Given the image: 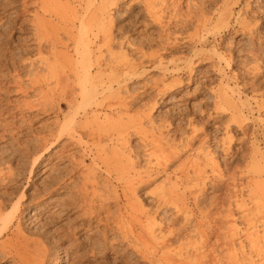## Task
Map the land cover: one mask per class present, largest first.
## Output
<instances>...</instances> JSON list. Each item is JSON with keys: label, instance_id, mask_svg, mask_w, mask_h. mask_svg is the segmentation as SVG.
Returning a JSON list of instances; mask_svg holds the SVG:
<instances>
[{"label": "bare ground", "instance_id": "bare-ground-1", "mask_svg": "<svg viewBox=\"0 0 264 264\" xmlns=\"http://www.w3.org/2000/svg\"><path fill=\"white\" fill-rule=\"evenodd\" d=\"M110 1L79 0L77 5L63 6L61 5V0H19L17 7H14V11L11 12L13 16L8 17L9 19L7 20L0 19V92L4 96H8L12 92L8 88L12 85L16 86V89H19L21 94L23 91L26 94L29 91H37V95L42 99L40 105H43L44 109L39 105L35 107L41 108L44 113L52 112L55 114L57 121V123L56 121L53 122V124H56V131L48 123L45 134H43L44 132H42L43 135L37 134L39 135L38 143L40 145L34 146L37 149L28 144L26 146V143L24 147L22 146V149L19 147L21 155L23 154L25 157L29 154L34 155L29 165L28 176L33 177L40 164L39 159L43 154L48 155L52 146H55L56 143L60 144L65 138L68 140L66 145L62 143L63 146L58 151L56 150L59 160L55 163L50 162L52 164L46 169L49 175L46 176L44 186L41 189L36 188L26 195L24 191H19L21 185L17 184L18 178L16 175H13L15 177L12 176L14 170L8 164H6V167H10L13 173L9 169V172L4 171L6 177H8L5 178L4 174H1L3 171L0 172V260L7 261V259H11L12 264H62L67 259L68 263L71 258V252L67 249L69 245L68 247L60 248H58V245L70 239L74 240L73 236L80 228L85 226L91 229L92 227L99 228L101 224L103 229L104 227L108 229V226H113L115 231H118L122 242L126 240L134 252H137V255L140 253V257L146 258L144 260L150 259L152 262H154L155 256L160 255L159 249L166 248V246L170 247L173 244V239L180 237L179 233L178 235L173 232L176 236L172 240L166 237L161 238V240L158 239V229L156 232L152 226L153 224L155 225V221L153 224L151 223L152 225H146L148 226L146 232V227L145 229L142 228L145 234H143L142 230L139 231L140 227H143L141 226L143 223H141L140 215L144 212L140 211L142 214L138 212L139 206L136 205L137 198H135V194H137L136 191L144 183V177L149 178L153 172L158 173L160 169L166 171L169 163L180 160L182 158L181 155H183L181 153L184 152L185 148L191 147L189 145L193 139L195 140L197 137L201 139L202 144H208L210 137L204 136L203 132L202 134H191V140L187 138L188 141L184 142L185 145H182L181 149H179L181 145L177 147V144H160V142L159 146H152V143L147 140V131H145L144 127L145 123L151 124L150 112L156 105L157 97L155 96L161 94L162 90L167 89L164 82L165 79L161 80L162 84L154 82V85L141 90H130L128 83L136 79L135 77H138V74L140 75L142 71L148 68H160L163 77L168 73L173 79L172 83L176 81V84L177 82L181 83L182 74L187 73L188 80L194 79L192 78L194 77V70L200 62L212 60L213 65H218V67L231 65L234 53L232 55L230 48V51L227 52V49H225L226 51L223 50L220 44L214 43L215 35L219 34L220 28L224 31L239 28L241 32L246 33L250 40L253 41L255 38L253 37V30H255L253 25L257 22L256 19L262 11L260 9L264 7L259 9L256 6V8L253 4L257 0H231L229 2H227L228 0H201V3H194L193 0H159V2L157 0H142L148 10L147 14L153 21L157 22L158 25H155L160 27L161 32L166 37L165 43L162 42L164 44L161 52L156 47L154 50L147 52V50L144 51L142 41L131 40L124 33L126 28L124 30L123 28L125 25L116 29L115 22H113L114 19L112 20L113 17L110 16V11L112 5L117 6V0H114L115 2L112 1L113 3ZM14 2L17 1L9 0L7 4L9 6L14 5ZM94 2H99V5L96 4L95 9L93 7L94 10L90 9L92 10L90 11L89 7ZM218 2H220L219 5ZM7 4L0 5V8L6 10L5 6ZM157 4L158 7L160 5L159 10L149 11L150 9L148 8H151L150 6L155 7ZM215 4H217V7L214 6ZM4 16L6 15L4 14ZM189 25H191L193 33L186 35V38L192 43L191 56L187 60L172 58L170 61H166L163 53L168 51L172 44L175 45L172 40L173 37L171 39L173 42L170 41L173 32L171 28L174 29L177 26L184 28ZM114 31H117V33L115 34ZM175 31L174 33H176ZM12 33H17L18 36H11ZM174 38L177 39L176 36ZM261 38L258 37L257 41L255 40L256 42H254L255 44L251 46V59L253 58L257 62L264 56V39ZM209 45L212 47V51L204 52L203 49ZM255 67L252 69L257 70ZM222 70L220 68V71ZM170 71H173V73ZM23 74H25L24 77H22ZM232 74H230L231 77L235 76ZM256 75L254 76L256 77ZM221 77L224 79L223 81L221 80V84L219 83L220 86L215 91H212V108L210 110L200 108L199 113L201 115L207 114L210 117L211 115H220L228 112L232 119L230 121L237 123L241 129L240 131L243 130L244 135H246L250 126L249 122H247V115H252L253 111L258 115L261 106L264 105L261 101L264 95L259 93L260 91L258 92L259 86H256L254 78L251 79V82L244 81L240 88L234 89L229 86V81L233 79L235 85H237V75L232 79L230 78L231 80H229L228 76ZM167 85L169 86V84ZM1 86L4 90L1 89ZM246 89H250L253 93L251 100L253 102L255 100L254 103L257 106H255V109L247 107L245 101L247 102L248 99L241 96V92ZM19 90L17 92H20ZM138 104L140 107H138ZM8 105L9 103H6V107L3 104L5 108L0 107V140H4L5 136H7L13 140L12 142H18L19 139L27 135L22 132L30 127L24 125L25 123L30 125V121L27 123L28 119H24V116L21 118L17 117V110L21 111V107L20 109H13L16 110L15 113V111H7L9 110ZM28 105L26 108L34 106L32 103L31 106L29 103ZM135 106L141 109L136 110V116L135 113L130 115ZM63 107L68 109L69 112H66L67 114H64ZM6 116L11 117V120L8 117L9 121L5 122ZM20 119H24L25 123L23 121L24 124H17ZM134 135H139L140 140L145 143H143V156L146 157L148 163L145 171L144 169L142 171L139 167L142 155L130 144L131 137ZM223 136L224 142H222V145L230 146L232 136L229 131L225 132ZM71 147L80 148V153L82 154H79V157L71 152L68 154L67 151L72 149ZM253 157L255 156L253 155ZM50 158L48 156L47 161H50ZM65 161H68V165L62 166ZM257 161L255 162L258 163ZM46 164L48 165V163ZM216 165L217 163L215 162L212 164L213 170L217 168ZM16 167L18 168V166ZM182 168L175 169L173 174H177V170L181 175H185L187 172H184L185 169L182 170ZM203 171V167L201 168L199 165L193 168L194 178L197 181L200 179L199 182L205 179V176L202 179V174H205ZM245 173L250 174L252 180L256 177V180L248 186L252 206L245 210L242 209L240 214L241 219L246 223L247 233L244 238L249 245V250L253 253L252 258L250 257V263L264 264V166H252L251 170L245 171ZM175 177L178 178V176ZM217 178L218 176L216 180ZM172 181H168L170 185ZM203 182L202 186L199 185V189L193 195L197 203L205 199L204 187L206 186H204ZM174 184L172 183V188H169L170 185H168L169 187H166L168 188L167 190L163 187L158 200L159 202L168 203V205L172 203V206L177 208L176 200L180 196L177 195L179 191H176V188L178 189L179 186L176 184L174 186ZM182 200L181 203L184 202ZM114 203L119 205L118 208L116 204L118 214L115 217L112 214L113 210L111 211ZM137 203H139L138 200ZM31 205L36 206L32 215L52 210L49 212V218L51 217V219L44 224V226H49V232L43 226V230L38 227L33 228L34 225L32 226L33 230L30 227L26 228L23 213L27 206ZM164 206L166 205L164 204ZM180 206H178V211H182ZM136 211L138 214H136ZM227 212L228 215L225 217L233 215L230 208ZM142 217L144 218V216ZM127 222L129 224L128 227L125 226ZM133 222H137V228L134 227L135 224ZM146 222L148 221L146 220ZM93 224L95 225L92 226ZM49 228H52V230L50 231ZM27 229L32 231H27ZM124 229L125 231H122ZM210 229L214 231H211L212 233L216 234L214 228L211 227ZM230 230L232 231L231 233L229 232L230 239L227 241L223 237L227 241L224 245H230L232 246L231 249L236 251L234 248L235 239H232V234L236 233L235 226H232ZM107 231L101 233L105 246L107 245ZM160 235L162 236V234ZM75 236H77L75 239L78 240V235ZM50 237L52 239H49ZM208 237L210 238V235ZM215 237L216 241H218L220 236ZM157 239L161 242L159 246ZM81 243L80 240L75 247L82 245ZM238 245H240L239 248L244 246L241 240H238ZM127 249L130 248L128 247ZM60 252H64V255H60ZM201 252L195 254L196 257L200 256L199 260L203 262L194 257L198 264H218V256L215 257V254ZM161 254L164 255V253ZM155 262L152 264H155ZM228 262L230 261L228 260ZM185 264L189 263L185 262Z\"/></svg>", "mask_w": 264, "mask_h": 264}, {"label": "rangeland", "instance_id": "rangeland-1", "mask_svg": "<svg viewBox=\"0 0 264 264\" xmlns=\"http://www.w3.org/2000/svg\"><path fill=\"white\" fill-rule=\"evenodd\" d=\"M8 1L9 0H0V5L7 4ZM16 1L17 2H14V5L12 4L9 6L7 4V6H5L7 8L6 10L0 8V19L7 20L11 16H13L11 15V12L14 11V7H17V3L19 2V0H16ZM77 1L79 0H61L62 2L61 5L63 6L77 5L78 3ZM112 1L115 2L114 0H111L110 2ZM131 1L132 0H127V1L117 0V6L115 7V5H112L110 16L113 17L112 20L114 19L113 22H115L114 25L116 29H118L119 26L123 27L125 25L123 28V30L126 28L124 30V33H126L129 39L131 40L133 39L135 41H140V42L142 41V44H144V51L147 50V52H150L154 50L156 47V49L161 52L162 46L166 41L165 34L161 32V29L159 26L155 25L157 24V22L153 21L152 18H150V16L147 14L148 10L144 6V3L142 0H137V1L135 0L132 2ZM138 1H141V2H138ZM193 1L194 3H197V2L201 3V0H196V1L193 0ZM223 1H226V0H223ZM229 1L231 0H228L227 2ZM157 2H159V0H157ZM220 2H218V5ZM96 4L99 5V2H94V4H92L89 7V10L93 9V7L95 9ZM127 4H129L130 6ZM255 4L253 5L255 7L256 6L259 7L260 9L264 7V0H259V1L257 0ZM216 5L217 4H215L214 6L217 7ZM8 6H9V9H8ZM150 7L151 8H148L150 9L149 11L154 12V11L159 10L160 5L159 7H158V4L155 7L153 6L154 8L152 6ZM30 10H32V8H30ZM260 11L261 13H259V16L256 19L257 22L254 24L255 26L253 25V29H255L253 30V33H254L253 37H255L253 41L250 40L249 36L246 33H244L243 31L241 32V29L239 28H234V29H231L230 31H224L220 28L218 32L219 34L215 35L214 43L220 44L223 50L227 49V52L231 50L232 55L234 53L233 60L231 61L232 63L231 65L227 66L228 68L225 67L224 65H221V67L220 66L218 67V65L215 66L213 65L212 60H206L207 62L205 61L200 62L196 66L194 70L195 71L194 77H192L194 79L188 80L187 73L184 75L182 74L181 83L179 82L180 83L179 84L177 82L178 84L177 83L175 84L176 81L172 83L173 79L170 75H168V73L165 75V77H163V73L160 70V68L156 69V67H154V68H151V69L148 68L145 71H142L140 75L138 74V77H135L136 79H133L128 83V88L130 90H137V89L141 90V89H147L148 86L154 85V82L156 84H162L161 80L165 79L164 82L166 84L167 89L164 88L165 90H162L161 94H158L157 96H155L157 97L156 98L157 101H156V105L154 106V109L151 110L152 113L150 112L151 124L145 123L146 124L145 127L143 126L146 129L145 131H147L146 132L147 133L146 135L148 136L147 140H149L152 143L151 144L152 146H159V142H160V144L162 143L175 144V145L177 144V147L181 145L179 147V149H181V147H183L182 145H185L187 138L188 140H191V134L192 135L200 134V133L202 134L203 132L204 136L207 135L208 137H210L208 144H202L201 139H198L197 137L195 138V140L193 139L189 145L191 147L187 146L188 148L187 149L185 148L184 152L181 153L183 154L181 155L182 160L180 159V160L172 161L173 163L172 162L169 163L166 168V171H163L162 169H160L159 171L162 170L161 172L159 171L158 173L153 172L149 176V178L144 177V180H143L144 183H142V185L136 191L137 194H135L136 195L135 198H137L136 205L139 206L138 212L141 213L143 211L144 213L143 212L142 213L146 215L145 216L142 213H141L142 215L139 214L142 219L141 223H143L141 224V226L143 227H140L139 231L141 230L143 231V229H145L146 227L145 229V232H146L147 227H148L146 225L147 224L149 225L151 223L153 224L155 221V225L154 224L153 225L151 224V225L153 226L156 232L158 229V232H157V234H159L158 239L161 240V238L166 237L168 239L171 238L172 240L173 238H175L176 234L178 233L180 234V235L178 234L180 237H178L177 239L176 238L173 239L172 241L173 244L170 247L166 246V248L159 249L160 255L155 256L154 262L155 260L157 262V263L155 262V264H171V263L172 264H185V262L189 264H198L195 258L198 260L200 259L199 258L200 256L196 257V254L202 253L201 251H203L204 253L215 254V257L218 256L219 257L218 264H220V262L221 264H252V262L250 263V261L253 256V253H251V251L249 250L250 249L249 245L248 243H246V240L244 238L246 236L245 234L247 233L246 223L243 221V219H241L240 214L242 212L241 211L242 209L245 210V209H248L249 207L251 208L252 206V200H251V196L249 195L250 191H249L248 186L256 180L255 179L256 177L252 180L251 175L248 173H245V171L248 172V170H251L252 166H255V167L264 166V113H262L264 111L261 112V110L264 109L262 108V106L264 105L261 106V110L260 112H258V115L255 111H253L252 115L251 114L247 115L248 117L247 122H249L250 126L247 129L246 135H244L243 130L240 131L241 129L238 127L237 123H235L234 121L233 122L230 121L232 119L230 118V115L228 114V112H224L223 114H220V115H211L209 117L207 114L201 115L199 113V109L203 108V109L210 110L212 108V104H213L212 103L213 102V92L212 91H215L220 86L221 82L224 79L221 76L223 77L228 76L229 80H231L233 77H236L237 75L238 76L237 85H235L233 79L229 81V86H231L234 89H237L238 87L240 88L242 83H244V81L251 82V79L254 78V81H256L255 82L256 86L257 87L259 86V90L257 88L258 92L260 91L259 93H262V95H264V62H262L264 61V56H262V59L259 62L253 60V58L251 59V56H252L251 46L255 44L254 42L257 41L258 37L259 38L264 37V15H262L264 14V8L260 9ZM4 14L6 16H4ZM177 27L174 28L175 30L178 29L177 31L171 28L173 30V32L171 31L173 35L171 34L170 41L173 40L175 45L172 44L170 46L171 50L168 49V51H165L163 53V57L164 59L166 58L165 59L166 61H170L172 58H181L182 60L183 59L187 60L188 57L191 56L192 43L188 40V38H186L187 37L186 35L193 33L192 27L191 25H189L188 27L185 26L184 27L185 29L180 28L179 26ZM174 31L176 33H174ZM114 32L115 34L117 33V31H114ZM174 34H176L175 36L177 39L174 38L175 37ZM11 36L15 37V36H18V34L12 33ZM160 39H162L163 41ZM261 39H264V38H261ZM211 46L209 45L205 47L204 48L205 50L203 49V51L204 52L212 51ZM254 61L257 65L254 63ZM253 67L257 68V70L255 69L256 70L255 71L254 69H252ZM220 68L221 70L222 69L223 70L220 71ZM170 72L173 73V71H170ZM231 72L235 76L231 77L230 75L232 74ZM253 74L254 75L257 74L256 77ZM24 76L25 74L22 75V77ZM167 84H169V86ZM16 88L17 87L14 85L10 86L8 89H10L9 91H12V92H10L8 96H4V94L0 92L1 93L0 103L2 100L0 107L2 108L3 104L6 107V103H9L8 105L9 110L7 111L9 112L15 111V113H16V110H13V109H17V108L20 109L21 107V111L17 110L16 115L17 117L19 116L18 118H21L22 116H24L25 117L24 119H28L27 123L30 121V125L29 123L27 125L24 119H20L19 121H17V124L25 123L24 125H26V127H29V126L30 127L26 128L22 132L23 134L26 133L27 135L19 139L18 142L17 141L12 142L13 140H11V138H8L7 136H5L4 140L3 139L0 140V149H1L0 150V167H2L0 168V172L3 171L1 174H4L5 178H8L6 177L5 172L8 171V169L10 172L14 170V173L12 171L13 173L12 176L16 175V177L18 178L17 184L21 185L19 188L20 189L19 191H24V193H26L27 195V193L34 191V189L36 188H39V189L43 188L44 180L46 179V176L49 175L46 169L52 163H55L56 161L59 160L56 155L57 151L58 149H60L61 146H63V144L66 145L68 140L65 138L64 140L60 142V144L56 143L55 146H52L51 151L50 153H48V155L43 154L41 158L39 159L40 164L37 168V171L34 173L33 177H29L28 176L29 165L34 155L29 154L25 157L23 154L21 155L20 151L25 146V143H26V146L28 144L30 146H33L34 149H37L34 146H37V145L40 146L38 143V140H39L38 137L40 134H42V132H44L43 134H45V129L48 126V123H49V126L51 125L50 127L56 131V124H53V122L56 121V117L54 116L55 114H53L52 112L50 113L45 112L46 113L45 114L43 110L41 111V108L35 107L38 105L41 106L40 102L42 101L40 96L37 95L38 94L37 91H36L37 93L35 91H29V93L27 94L23 93L24 92L23 91L21 94V91ZM1 89L4 90L2 86H1ZM18 90L20 92H17ZM252 95L253 93L250 91V89H246L243 92H241V96L243 98L248 99L247 102L245 101V103H247L246 104L247 107H253V109H255L256 103H254L255 102L254 99H253L254 102L251 100ZM39 98L40 100H38ZM23 100H24V104H23ZM25 100L27 101V105H26ZM36 100H38L39 102ZM261 101H262V104H264V96H262ZM248 102H249V105H248ZM28 103L30 104V106H31V103L34 104V106L32 105L31 107L26 108L27 106H29ZM252 104H255V105H252ZM136 107L137 106H135V108ZM138 107H140L139 104H138ZM138 107L136 109L134 108L133 109L134 111L132 110V113L130 115H134L136 110L141 109V108L138 109ZM42 108L44 109V107ZM63 112L64 114H67L69 111L66 107H63ZM136 113H135V116L137 115ZM8 117L9 116L5 117V122L11 120V117L9 118ZM39 129H41L42 131ZM32 130H33V133H32ZM226 130L229 131L230 135L232 136L230 146L222 145L223 144L222 142H224L223 135L225 134V132H227ZM37 131L41 133H38ZM141 141L142 140H140L139 135H134L131 137L130 144L131 146L135 148L136 151L140 153V155H142L139 167L142 171L143 169L145 171L146 170L145 168L148 166V163H147L146 157L143 156V150H144L143 143L144 142L143 141L141 142ZM71 148L72 149L68 150L69 152L67 151L68 154L71 152L75 155H78V157L82 154L80 153L81 152L80 148L78 147L76 148L71 147ZM253 155L255 157H253ZM48 156L51 157L50 161L49 160L47 161ZM213 161L217 163L216 165L217 168L215 170L212 169V164L214 163ZM255 161H257L258 163H256ZM1 163L2 164L4 163L3 164L4 166ZM46 163H48V165ZM182 163H183V166H182ZM6 164H8L12 168V170H10V167L9 168L6 167L7 166ZM180 164L181 166H179ZM250 164L252 165L250 166ZM64 165H68V161H65L62 164V166ZM197 165L201 166V168L203 167L204 169L203 173L205 174H202L203 175L202 179L205 178L204 179L205 181L201 180V182H199L200 179L199 181H197L194 178L193 168L197 167ZM16 166H18V168ZM179 167L180 168L183 167L182 170L185 169L184 172H187L185 174L186 176L184 174L181 175L180 172L178 173L177 170H176L177 174H173V172H175V169ZM175 176H178V178H176ZM217 176L220 179L217 178L216 180ZM179 177L180 178L182 177V178L180 179ZM168 181H172L171 185L169 184L170 182ZM202 182L204 183V186H206L204 187L205 199L202 200L200 203L199 202L197 203L193 195L199 189L200 187L199 185L202 186ZM172 183H175L176 185L179 186L178 189L176 188L177 186L174 187L176 188V191H179L177 192V195H179L180 197L177 198V200H179L180 198L183 199V200L180 199L179 201L176 200L177 208L175 206H172L173 205L172 203L168 205V203L159 202L158 200V196L161 193V191H163V187L164 189L167 190L168 188L166 187H169L168 185H170L169 188H172L171 187ZM215 185L216 187H214ZM137 200L139 203H137ZM181 200L182 202L183 201L184 202L181 203ZM116 204L117 203H114L113 204L114 206L111 207V211L113 210L112 214H114V217L117 216L118 214L117 211L119 208V205L117 204L118 205V208H117ZM164 204L166 206H164ZM140 205L142 206V208ZM178 206H180V209L182 208L181 209L182 211H178L179 209ZM34 207L36 206H32V205L27 206L26 210L24 211L23 213L24 225L26 226V228L30 227L32 230L35 227H38L40 228V230H43L42 229V226H43L44 229H46L47 232H49L48 231L49 226H44V224L46 223V221L51 219V217L49 218L50 216L49 212H51L52 210L42 211V212H38L32 215V213L36 209ZM236 207L238 210L236 209ZM229 208L232 210L233 215L229 217H225L228 215L227 211ZM138 212L136 214H138ZM142 216H144V218ZM145 217L147 218L145 219ZM146 220L148 222H146ZM144 221H145V225H144ZM136 223L137 222L134 223L135 226L132 223L131 225L137 228L138 226H136ZM94 225L95 224H93L92 226ZM128 225L129 224L127 222V225L125 226L128 227ZM232 226H235V229L237 230V231L235 230L237 234L236 233L234 235L232 234V237H233L232 239L233 240L235 239L234 248L236 249V251H233L231 249L232 246L226 245V244L224 245V243L227 242L228 239H230L229 234L232 232L230 230ZM85 227L80 228L78 232L75 234V235H78V240L75 239L77 238V236L74 235L73 236L74 240L70 239L71 241L67 240L63 243H59V245L57 244L58 248L68 247L69 245L67 249L70 250L69 252H71V258L68 260V263L66 259V262H62V264H75V263L76 264H152L154 263L150 259H148L149 261H151L150 263L148 260H144L146 258L143 259L142 257H140V253H138L137 255L136 254L137 252H134V250L129 246L126 240L122 242V239L120 238V235L118 234V231H115L113 226L112 227L108 226V229L104 227L105 230L103 229L102 224L99 226V228L92 227L91 229L89 227L87 228V226ZM211 227L216 230L215 231L216 234L211 232L213 231L210 229ZM206 228L207 230H205ZM49 229L50 231L52 230V228H49ZM32 230L27 229V231H32ZM104 231H107L106 232V237H107L106 246L104 245V238L101 234ZM122 231H125V229ZM173 232H175L176 234H174ZM143 234H145L144 231H143ZM160 234H162V236ZM209 235H210V238L208 237ZM215 236H220L218 241H216ZM223 237L227 241L224 240ZM43 239L45 240V238ZM49 239H52V238L50 237ZM158 239H157V242L159 246L160 245L159 243L161 242ZM80 240L82 242L81 243L82 245L75 247L77 243L79 244ZM238 240H241V242H243V245H244L243 248H239L240 245H238ZM214 244L215 245L217 244V245L215 246ZM228 246H229V249H228ZM128 247L130 249H127ZM191 252H193L194 254ZM161 253H164V255H162ZM60 255L63 256L64 252H60ZM228 260L230 262H228ZM1 261L3 260H0V264L1 263L10 264L12 262L11 259H7V261H3V262ZM199 261H202V260H199ZM48 264H53V263H48Z\"/></svg>", "mask_w": 264, "mask_h": 264}]
</instances>
